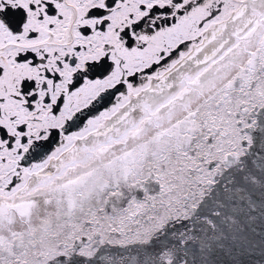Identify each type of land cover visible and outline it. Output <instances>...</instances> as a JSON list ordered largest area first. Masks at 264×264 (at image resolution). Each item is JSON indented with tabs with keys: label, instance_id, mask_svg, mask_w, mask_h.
Wrapping results in <instances>:
<instances>
[{
	"label": "snow or ice",
	"instance_id": "obj_1",
	"mask_svg": "<svg viewBox=\"0 0 264 264\" xmlns=\"http://www.w3.org/2000/svg\"><path fill=\"white\" fill-rule=\"evenodd\" d=\"M0 264H264V0H0Z\"/></svg>",
	"mask_w": 264,
	"mask_h": 264
}]
</instances>
